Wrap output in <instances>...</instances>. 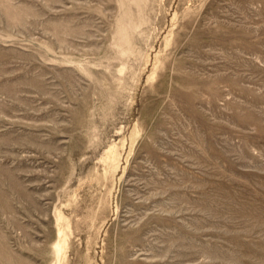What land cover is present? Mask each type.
<instances>
[{
	"label": "rangeland",
	"instance_id": "1",
	"mask_svg": "<svg viewBox=\"0 0 264 264\" xmlns=\"http://www.w3.org/2000/svg\"><path fill=\"white\" fill-rule=\"evenodd\" d=\"M0 264H264V0H0Z\"/></svg>",
	"mask_w": 264,
	"mask_h": 264
}]
</instances>
